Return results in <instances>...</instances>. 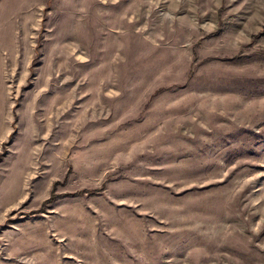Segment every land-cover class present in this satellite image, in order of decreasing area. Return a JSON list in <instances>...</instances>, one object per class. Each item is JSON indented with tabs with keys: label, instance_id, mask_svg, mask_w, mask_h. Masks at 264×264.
Returning <instances> with one entry per match:
<instances>
[{
	"label": "rangeland",
	"instance_id": "374dc122",
	"mask_svg": "<svg viewBox=\"0 0 264 264\" xmlns=\"http://www.w3.org/2000/svg\"><path fill=\"white\" fill-rule=\"evenodd\" d=\"M0 264H264V0H0Z\"/></svg>",
	"mask_w": 264,
	"mask_h": 264
}]
</instances>
